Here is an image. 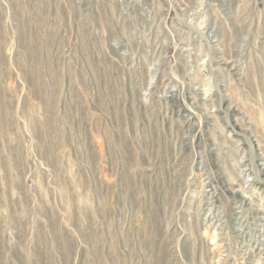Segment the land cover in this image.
I'll return each mask as SVG.
<instances>
[{"label":"rangeland","instance_id":"1","mask_svg":"<svg viewBox=\"0 0 264 264\" xmlns=\"http://www.w3.org/2000/svg\"><path fill=\"white\" fill-rule=\"evenodd\" d=\"M263 208L264 0H0V264H264Z\"/></svg>","mask_w":264,"mask_h":264},{"label":"bare ground","instance_id":"2","mask_svg":"<svg viewBox=\"0 0 264 264\" xmlns=\"http://www.w3.org/2000/svg\"><path fill=\"white\" fill-rule=\"evenodd\" d=\"M260 207H261V206H260ZM260 207H259V208H260ZM263 209H264V208H263ZM212 249H213V248H212ZM259 257H260V256H259ZM258 260H260V258H258ZM261 261H262V260H260L259 262H261ZM257 264H261V263H257Z\"/></svg>","mask_w":264,"mask_h":264}]
</instances>
